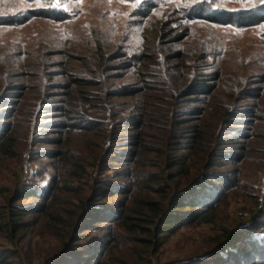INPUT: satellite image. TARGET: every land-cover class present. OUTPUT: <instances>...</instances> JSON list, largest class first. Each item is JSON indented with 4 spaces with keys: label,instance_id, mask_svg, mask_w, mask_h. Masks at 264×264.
I'll use <instances>...</instances> for the list:
<instances>
[{
    "label": "rangeland",
    "instance_id": "rangeland-1",
    "mask_svg": "<svg viewBox=\"0 0 264 264\" xmlns=\"http://www.w3.org/2000/svg\"><path fill=\"white\" fill-rule=\"evenodd\" d=\"M156 1L160 4L147 19L137 15L140 7L137 0H54L58 8L66 9L71 14L66 20H57L31 13L41 6L40 0H0V15L23 14L27 18L18 24L4 23L0 26V89L4 85L14 84L11 92H16L4 101L3 107H0V116H4L7 122L13 120L14 123H20L15 132L18 151L14 158L5 161L6 166L2 165L4 161L0 164V182L7 188L0 193V207L7 203V197L16 195L18 187L26 189L28 186L38 185L40 190H45L54 181L56 164L52 161V152L58 148L56 140L64 130L61 125L66 122L79 123L76 120L78 117L63 115L68 107L79 108L81 102L79 90L70 86L69 77L90 73L86 64H91L90 58L99 57L93 54H99L103 47L108 61L103 60L101 63L98 60L97 65L104 64L105 68L99 71L103 74L100 73L95 79L96 82L103 83V87L87 88L95 92L106 88L115 94H124L114 98V102L118 103L113 111L124 115L125 109L133 108L134 98L131 97V92L140 90L143 86V80L140 79L142 72L134 66L126 67V64H132L126 63V54L137 51L136 54H139L142 43L152 46L155 51L157 41L150 30L160 22L170 20L173 21L170 26L179 30L161 38L160 43L163 45L171 42L169 47L171 46L172 55L175 56L182 49H187L189 53L198 51L202 41L208 40L213 54L207 61V72L210 75L216 74L220 64H223L226 81L218 95L208 97L210 102L207 107L203 106L202 99H198L197 95L183 97L174 114L177 123L176 137L187 142L194 128L200 125L208 127L212 141L202 148L200 155L215 162L217 158L220 161L214 170H226L236 177V185L228 193L224 203L208 214L206 221L171 232L151 257V261L148 258L140 260L138 257L136 261L129 256V264H184L202 257H211L221 245L219 239L225 230H241L255 214L257 216V213L264 211V119L259 117L251 122L248 115L251 108H258L255 105L257 102L264 105V98L245 99L241 103L240 116L237 113L229 117V120L222 118L226 110L224 104L235 100L233 91L237 86L239 71L252 73L255 65L259 68L256 70L264 69V27L235 28L186 21L179 11L184 0ZM213 2L223 8L252 6V1L249 0ZM186 31H191L187 39L179 43L172 42L177 34ZM148 36L152 38L150 42ZM215 45L219 46L220 52H216ZM116 57L118 59H114ZM83 58L90 60L84 62ZM188 65L191 63L188 62ZM154 67L156 68L155 64L151 67L143 66L142 70L153 72ZM181 72L188 74L190 69L184 68ZM147 79L150 77L147 76ZM258 81H252L250 87H262ZM146 94L147 100L153 103L155 98L151 96L154 91ZM18 95L20 100L9 101L17 99ZM68 99L73 101L70 103ZM102 103L101 99H94L89 110L99 108L101 111L99 106ZM111 114L108 129L111 135L99 140L102 144V161L110 166V170L103 172L100 167H90L89 175L79 184L90 195V186L103 188L106 181L114 180L125 191L129 185L130 178L123 175L127 170V158L132 151L130 137L133 132L131 126L126 125H131V121L126 117L121 123L120 117ZM29 124L30 128L27 130ZM225 126L229 129L228 134H235L239 140V145L235 148L231 145H218ZM217 147H226L220 149V156L217 155ZM174 154L179 156L182 153ZM97 181L99 183L96 184ZM58 194L59 203L70 196L65 191ZM112 196L116 202L121 201L119 195ZM31 200L33 197H26L19 203ZM35 230L27 240L18 245L5 232L0 231V258L10 255L9 261L13 264H50L53 261L49 257L51 252L59 248L57 238L44 233L40 225ZM19 236L21 237V231L18 232ZM95 238H103L102 241L110 238L113 240L111 248L103 257L105 264H119L118 256L126 261V254L130 253L131 248L126 247V231L123 228L114 225L107 231H93L90 236L80 239L82 249L89 247L86 243Z\"/></svg>",
    "mask_w": 264,
    "mask_h": 264
},
{
    "label": "trees",
    "instance_id": "trees-1",
    "mask_svg": "<svg viewBox=\"0 0 264 264\" xmlns=\"http://www.w3.org/2000/svg\"><path fill=\"white\" fill-rule=\"evenodd\" d=\"M40 1L41 6L31 13L57 20H66L71 15L68 10L58 8L54 0ZM184 1L185 3L181 2L184 4L180 6L179 11L186 21L235 28L264 27V0H249L252 1V6L234 8L220 7L214 4L213 0ZM137 2L140 5L137 15L147 19L160 4L156 0ZM26 19L23 14L0 15V26L4 23L18 24ZM172 23L170 20L162 21L150 30L157 41L155 51L152 46L142 43L139 54H136L138 51L126 54V63H132L126 64V67L134 66L142 72L140 79L143 80V86L140 90L131 92V97L134 98L133 108L125 109L124 115L113 112L118 103L114 102V98L124 94H115L106 88L100 92L87 88L103 87V83L95 81L97 75L100 76L99 71L105 68L104 64L97 65L98 60L101 63L103 60L108 61L103 47L99 54H93L99 57L90 58L91 64H86L90 73L69 77L70 86L79 90L78 97L81 102L79 108L68 107L63 115L70 118L74 115L78 117L76 120L79 123L66 122L61 125L65 135L59 133L56 140L58 148L52 152V161L56 164L54 181L45 190H40L37 184L26 189L18 187V191L15 190L16 195L7 197V203L0 207V231L5 232L15 245L27 240L29 234L35 232L36 227L40 225L44 233L57 238L59 243L58 250L51 252L49 256L53 259L50 264H105L103 257L111 248V238L107 241H102L103 238L89 240L86 243L89 247L84 249L79 241L85 236H90L93 231H107L115 225L126 231V247L131 248L130 253L126 254V261L118 256V263L129 264L130 255L136 261L137 257L151 261V257L171 232L183 226L206 221L207 215L224 203L228 193L236 185V177L226 170H214L220 161L217 158L215 162L200 155L202 148L210 145L212 141L211 132L207 130L209 128L200 125L192 130L187 142L179 140L175 132L177 123L174 114L184 96L191 98V95H197L198 99H202L203 106L207 107L210 102L208 97L218 95V91L226 82L225 68L220 64L216 74L210 75L211 73L207 72V61L213 54L208 40L202 41L198 51L189 53L187 49H182L173 56L171 46L169 47L171 42L163 45L160 43L161 38L164 39L179 30L171 27ZM190 34L191 31L179 33L172 42H182ZM148 37L150 42L152 38ZM218 47L215 45L216 52L219 51ZM90 59L83 58L82 61ZM188 62L191 65H188ZM154 64L156 68L154 67L153 72L142 70L143 66L151 67ZM98 66L102 68L99 69ZM184 68L190 69V72L182 74ZM252 69L255 71L248 74L239 71L237 86L233 91L235 100L224 104L226 110L223 120H229V117L239 114L241 103L245 99L264 98V69L256 70L259 69L256 65ZM147 76L150 77L149 80ZM256 79L262 87L252 89L249 84ZM4 86L0 89V107H3L7 98L16 93L11 92L14 84ZM152 91L154 94L151 97L155 100L150 103L146 93ZM17 97L9 101L21 99L20 95ZM97 98L103 102L102 106H99L102 112L99 108L89 110L91 102ZM68 100L70 103L73 101ZM255 105L258 108H251L248 112L251 122L259 117L264 119V115L261 116L264 114V105L259 102ZM111 113L120 117L121 123L126 117L131 121V125H126L131 126L133 132L130 137L132 151L127 158V170L123 175L130 178L129 185L125 191L114 180L106 181L103 188L90 186V195L89 191L79 184L89 175L90 167H100L103 172L110 170V166L102 161V144L99 140L102 141L111 135L108 130ZM3 117L0 116V164L4 161L2 165L8 159L14 158L18 151L15 132L20 125L13 120L7 122ZM29 128L30 124L27 130ZM228 133L229 129L225 126L218 145H231L235 148L239 145V140L235 134ZM223 148L217 147L218 156ZM174 152L182 154L178 156ZM6 189L0 182V193ZM61 191L69 193L70 196L59 203L58 193ZM112 195H119L121 201L116 202ZM26 197H33V200L19 203ZM19 231L21 237H18ZM219 240L221 245L211 257H202L184 264H264V211L257 213V216L255 214L241 230H225ZM9 258L10 255L1 257L0 264H13Z\"/></svg>",
    "mask_w": 264,
    "mask_h": 264
}]
</instances>
